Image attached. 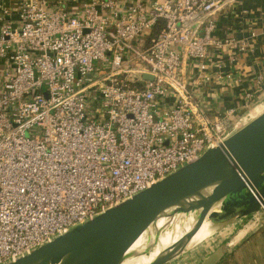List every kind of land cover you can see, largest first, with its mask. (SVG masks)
Wrapping results in <instances>:
<instances>
[{"label": "built area", "instance_id": "obj_1", "mask_svg": "<svg viewBox=\"0 0 264 264\" xmlns=\"http://www.w3.org/2000/svg\"><path fill=\"white\" fill-rule=\"evenodd\" d=\"M238 1L82 0L73 10L0 0V264L145 191L239 127L252 94L242 115L214 114L197 96L216 51L234 62L252 48L214 37L217 16Z\"/></svg>", "mask_w": 264, "mask_h": 264}, {"label": "water", "instance_id": "obj_2", "mask_svg": "<svg viewBox=\"0 0 264 264\" xmlns=\"http://www.w3.org/2000/svg\"><path fill=\"white\" fill-rule=\"evenodd\" d=\"M209 187L214 188L207 195L204 191ZM218 203L220 208L212 211ZM172 207H177L175 213L199 212L198 222L187 241L153 264H169L235 222L264 221V112L239 125L220 147L209 148L145 191L7 264H120L136 241ZM207 219L216 232L188 248ZM226 251L227 244L217 247L201 264H218Z\"/></svg>", "mask_w": 264, "mask_h": 264}, {"label": "crops", "instance_id": "obj_3", "mask_svg": "<svg viewBox=\"0 0 264 264\" xmlns=\"http://www.w3.org/2000/svg\"><path fill=\"white\" fill-rule=\"evenodd\" d=\"M81 1L61 0V3L75 10ZM216 19L214 37L224 39L233 35L238 40L250 39L252 48L236 52L234 62L228 58L227 50L216 51L208 62L212 78L200 86L197 96L214 114L236 109L242 115L247 111L248 94L253 95L255 104L264 101V0H239ZM223 244H227V251L218 264H264V223L249 218L228 225L215 237L169 264H181L192 257L193 264H201Z\"/></svg>", "mask_w": 264, "mask_h": 264}, {"label": "bare ground", "instance_id": "obj_4", "mask_svg": "<svg viewBox=\"0 0 264 264\" xmlns=\"http://www.w3.org/2000/svg\"><path fill=\"white\" fill-rule=\"evenodd\" d=\"M251 113L249 114V120L254 118ZM213 188H207L204 191L205 194H210ZM193 199L196 200L197 198ZM176 208L167 209L136 241L120 264H153L173 247L183 241H187V237L196 228L199 212L175 213ZM219 208L220 203L214 205L212 211H217ZM215 232L216 228L207 219L198 233L189 241L187 247L191 248L201 244L211 238Z\"/></svg>", "mask_w": 264, "mask_h": 264}, {"label": "rangeland", "instance_id": "obj_5", "mask_svg": "<svg viewBox=\"0 0 264 264\" xmlns=\"http://www.w3.org/2000/svg\"><path fill=\"white\" fill-rule=\"evenodd\" d=\"M251 111H252L251 114L253 115V117L258 116L261 113H263L264 112V101L254 104V107L251 109ZM249 114H250V112H248L247 114H245L242 117V120L240 121L241 122L240 126H243L244 124H248L251 121V120H249V117H250ZM247 220H249V219H247ZM262 223H264V221ZM188 260L189 261H187V262L184 261L181 264H193V261H194L193 257L188 259Z\"/></svg>", "mask_w": 264, "mask_h": 264}, {"label": "trees", "instance_id": "obj_6", "mask_svg": "<svg viewBox=\"0 0 264 264\" xmlns=\"http://www.w3.org/2000/svg\"><path fill=\"white\" fill-rule=\"evenodd\" d=\"M164 28V23L163 22H159L153 29V32H152V37H155L157 36Z\"/></svg>", "mask_w": 264, "mask_h": 264}]
</instances>
